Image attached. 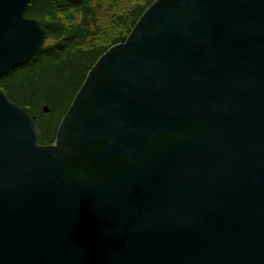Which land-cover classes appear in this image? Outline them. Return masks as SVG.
<instances>
[{
    "label": "water",
    "instance_id": "obj_1",
    "mask_svg": "<svg viewBox=\"0 0 264 264\" xmlns=\"http://www.w3.org/2000/svg\"><path fill=\"white\" fill-rule=\"evenodd\" d=\"M32 1L0 0V78ZM40 137L0 88V264H264V0H156Z\"/></svg>",
    "mask_w": 264,
    "mask_h": 264
},
{
    "label": "trees",
    "instance_id": "obj_2",
    "mask_svg": "<svg viewBox=\"0 0 264 264\" xmlns=\"http://www.w3.org/2000/svg\"><path fill=\"white\" fill-rule=\"evenodd\" d=\"M95 0H33L25 16L38 20L47 33L46 45L30 62L16 67L0 78V88L11 101L33 116L41 131L40 144H53L58 127L83 86L89 71L113 46L125 42L127 36L115 39L112 45L88 46L97 22L92 7ZM156 0L119 16L117 23L128 27V34ZM78 8L82 13L80 26L72 33L61 17ZM50 108L45 113L44 107Z\"/></svg>",
    "mask_w": 264,
    "mask_h": 264
},
{
    "label": "rangeland",
    "instance_id": "obj_3",
    "mask_svg": "<svg viewBox=\"0 0 264 264\" xmlns=\"http://www.w3.org/2000/svg\"><path fill=\"white\" fill-rule=\"evenodd\" d=\"M146 0H95L92 7L97 16L93 27V36L88 41V46H110L115 39L126 36L128 27L117 23L119 16L127 14L130 10L143 4ZM61 17L67 25L69 33L74 32L82 22V13L78 8H73L68 13L55 15ZM127 36V37H128ZM48 43H46L47 45Z\"/></svg>",
    "mask_w": 264,
    "mask_h": 264
}]
</instances>
